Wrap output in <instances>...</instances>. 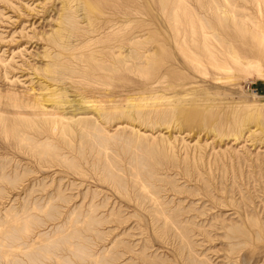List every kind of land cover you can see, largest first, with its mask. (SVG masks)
<instances>
[{
    "label": "rangeland",
    "instance_id": "obj_1",
    "mask_svg": "<svg viewBox=\"0 0 264 264\" xmlns=\"http://www.w3.org/2000/svg\"><path fill=\"white\" fill-rule=\"evenodd\" d=\"M110 1L137 19L92 34L101 0H0V103L39 113L15 137L0 124V264H264V62L241 64L253 44L224 35L227 0H188L214 35L206 72L188 59L209 53L175 44L162 0ZM83 51L123 79L94 82Z\"/></svg>",
    "mask_w": 264,
    "mask_h": 264
},
{
    "label": "bare ground",
    "instance_id": "obj_2",
    "mask_svg": "<svg viewBox=\"0 0 264 264\" xmlns=\"http://www.w3.org/2000/svg\"><path fill=\"white\" fill-rule=\"evenodd\" d=\"M240 1L244 2V3L245 2L252 3L254 5V7L256 8V10L262 11L264 13V0H240ZM162 2L165 5V11L167 12L170 20H172L175 23L174 24L175 25V27H174V35H173V39H174L175 44L177 46H179L181 44L187 43V37H189V39H191L192 41H195L197 39L198 41H196V42L198 44H201V46L209 53V58L199 59L195 55V54H197V52L193 51L192 54H193L194 58H189L188 59V64L191 65L194 69H196V71H201L202 67L204 68V71H205L206 70L205 68H207L206 64H205L206 63L205 61H207V59H209L210 61H215V63H216L217 62L216 61V55L214 54L215 46L212 44V41H213L212 39L214 38V35H212V32H210L207 29V27L204 25L203 21L200 18H196V14L195 13H191L190 12V5L188 3V0H177V3H174L173 0H162ZM227 2H228V5H229L227 7V12L231 13V16H232L231 21L234 24L235 28L234 29L230 28V29L224 31V35L227 36V38H228L227 40L228 41L237 40L238 43L242 47H244L243 44H248V45L253 44V46L251 48H248V50H246V52L249 54V57H252V59H248L246 62H242L241 64H245L247 67H249V70H251L250 68L257 69L258 66H259V62L260 61L264 62V20L261 21V22L257 21L256 19H254L253 17H251L248 14H240V15H238V14L235 13L236 11L245 10L246 9L244 4L243 3L236 4L235 1L231 2V0H227ZM101 5H103V8L106 7V8H110V9L108 11H103L101 13L100 21L95 22V23H94V21H89L88 25L90 27L87 30H89L92 34L93 33L100 34L101 30L104 31L105 29H111V28H113L115 26L116 27H120V26L129 25V22L131 21V18H133V19L136 18L137 19V17H135V16L137 14H139L137 12V10L133 9L132 7H124V8L113 7V5H115V4H114V2L112 3V1H110V0H101ZM170 5H172V6H170ZM202 6H204V5L202 4ZM69 11H72V10H69ZM237 21H238L239 24L237 23ZM80 38L82 39V41H86L87 40L86 43L89 44L91 42V39L94 38V36L82 35V36H80ZM151 41H153V38H149V39L145 38V40H141V41L138 40V41H135L136 43H132V44H134V46H135L134 49H138V47H141V46L145 47V46L149 45V43H151ZM255 42H256V44L254 45ZM121 45H122L121 43H114L112 46H109V48H114V47L121 46ZM196 46H198V45H196ZM105 49H107V48H102L101 51H99V52H103ZM191 49L192 48H189V50H191ZM239 49H240V47H239ZM85 54L83 55L84 58H86ZM87 55H90V54L87 53ZM147 55L146 54L144 55L143 53H141V54L139 53V54H137V56H134V58L138 59L141 62V61H143L144 59L147 58ZM117 58H119V57H116V59ZM92 62L95 63V67L96 68H95V73L93 75H89V78L94 80V82H96L98 84H101V82H105V83H108L110 85V84H113L114 81L117 82V81H121L123 79V75H122L123 70H122L121 67L116 68L114 66V64H113V66L112 65L109 66V64H105L98 57H95L94 54L90 55V56H87V59L83 60V65L89 66ZM111 62H113V61H111ZM75 65H78V64H75ZM132 66L134 67V65H132ZM140 66H142V67L145 66L146 67L145 64H140ZM214 67L216 69H220L221 68L220 66H217V65H215ZM73 70L76 71V69H73ZM73 70H72V72H74ZM130 72H131V70H130ZM168 74H169V71H168V73H166V75H168ZM166 75L165 74L160 75L159 78L157 79V81L158 82L159 81L162 82L164 79H166ZM145 77L148 78L146 75H144V77H142V78H145ZM212 78L216 79L214 74H213ZM75 80H78V79L76 78ZM89 85L93 86L92 84H89ZM148 85H149L148 83H145L142 86L145 89H148ZM153 86H156V85H153ZM48 87H50V86H48ZM17 96H18V94H17ZM16 98H18V97H16ZM16 98L9 96L8 97V102L5 103V105H3L4 103L3 104L0 103V124L3 127L5 133L9 134V135H12L13 137H15L14 133L16 134V132H18L22 128H24L25 130L33 129L34 125L36 124V119L35 118L39 117V113L37 111H35L37 106L28 107L27 105H24L23 103L18 101ZM27 98H29V97H27ZM36 99L38 100V98H36ZM40 101H39V103H40ZM215 101H216V99H215ZM32 102H33V99H32ZM155 103L156 102H154V104ZM145 104H143V105H145ZM28 108H30L31 110H27ZM40 112H41V110H40ZM43 112H45V111L43 110L41 113H43ZM214 112L216 113L215 110H214ZM56 113L57 112L55 111V114ZM210 113H212V112H210ZM46 114H48V113H46ZM55 114H53V115H55ZM51 115H52V113H51ZM216 115L213 116V118H215ZM234 116H238V114L234 115ZM221 117H223L222 114H221ZM48 121H50V120H48ZM53 121H54L55 126H59V125L61 126L62 133L64 135H66L67 134V130L69 128V122L67 121V119L65 117L56 116V118H54ZM232 121H233V119H232ZM219 128H221V126ZM21 140H23V138H21ZM6 255H8V254H6ZM42 263H43V261H42Z\"/></svg>",
    "mask_w": 264,
    "mask_h": 264
}]
</instances>
